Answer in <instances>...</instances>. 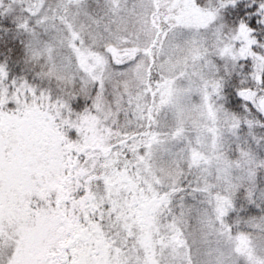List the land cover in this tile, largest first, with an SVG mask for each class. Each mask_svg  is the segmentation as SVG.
<instances>
[{
  "label": "snow or ice",
  "instance_id": "snow-or-ice-1",
  "mask_svg": "<svg viewBox=\"0 0 264 264\" xmlns=\"http://www.w3.org/2000/svg\"><path fill=\"white\" fill-rule=\"evenodd\" d=\"M0 264H264V0H0Z\"/></svg>",
  "mask_w": 264,
  "mask_h": 264
}]
</instances>
